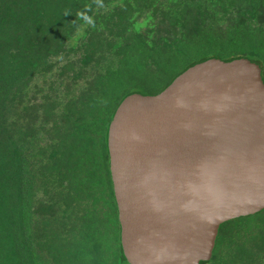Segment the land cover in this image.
Wrapping results in <instances>:
<instances>
[{"label":"trees","instance_id":"trees-1","mask_svg":"<svg viewBox=\"0 0 264 264\" xmlns=\"http://www.w3.org/2000/svg\"><path fill=\"white\" fill-rule=\"evenodd\" d=\"M240 58L264 81V0H0V264H128L115 110ZM206 264H264V210L220 226Z\"/></svg>","mask_w":264,"mask_h":264},{"label":"water","instance_id":"water-1","mask_svg":"<svg viewBox=\"0 0 264 264\" xmlns=\"http://www.w3.org/2000/svg\"><path fill=\"white\" fill-rule=\"evenodd\" d=\"M107 149L128 264H206L220 226L264 210V81L209 59L114 112Z\"/></svg>","mask_w":264,"mask_h":264}]
</instances>
